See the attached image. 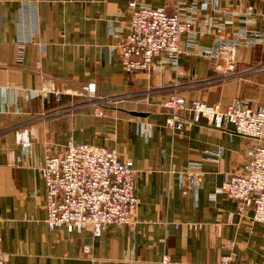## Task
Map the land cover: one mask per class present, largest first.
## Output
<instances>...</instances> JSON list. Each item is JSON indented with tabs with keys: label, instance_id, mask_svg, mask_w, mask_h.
Listing matches in <instances>:
<instances>
[{
	"label": "crops",
	"instance_id": "obj_1",
	"mask_svg": "<svg viewBox=\"0 0 264 264\" xmlns=\"http://www.w3.org/2000/svg\"><path fill=\"white\" fill-rule=\"evenodd\" d=\"M131 0H0V220L6 264H264V228L251 210L220 192L242 173L253 140L194 125L166 128L161 102L178 86L187 103L225 110L235 99L264 108V42L236 47L237 77L216 71L211 48L231 44L240 30L264 33V0H182L196 9L198 36L180 60L182 76L156 60L126 72L116 50L127 36ZM153 6L167 0H142ZM171 12V8H168ZM183 39L182 41H184ZM99 97L129 96L97 117L81 87ZM43 90H48L44 92ZM53 91L60 93L59 100ZM144 113L145 117L130 115ZM69 142L115 151L133 163L138 209L129 224L94 237L46 225L47 153ZM202 172L201 186L187 174ZM187 223L200 224L197 230ZM176 225L178 226L176 228ZM233 244L228 249V243Z\"/></svg>",
	"mask_w": 264,
	"mask_h": 264
},
{
	"label": "built area",
	"instance_id": "obj_2",
	"mask_svg": "<svg viewBox=\"0 0 264 264\" xmlns=\"http://www.w3.org/2000/svg\"><path fill=\"white\" fill-rule=\"evenodd\" d=\"M167 2L161 7H153L142 0L129 2L127 36L116 47L126 72L148 70L160 60L169 66L175 78L182 76L180 60L192 53L198 36L196 9L186 7L182 0ZM239 32L237 42L220 43L209 51L211 59L224 63V67L216 63V71L231 78L240 75L236 71V47L264 42V33L246 29ZM249 71L264 73V63ZM178 88L173 86L172 92L159 105L167 115L165 126L173 133L180 134L191 126L202 125L210 130L228 131L230 128L234 134L254 141L242 173L226 179L220 192L238 201L239 213L251 210L252 221L264 228V108L252 109L239 99L225 110L200 101L187 103L177 93ZM52 93L59 100L60 93ZM77 95L88 100L97 117L103 116L104 105L119 104L129 98L125 95L99 97L94 83L82 86ZM39 173L46 189V225L49 230L63 227L68 233L79 234L89 229L92 236L98 237L111 226L129 224L138 209L133 163L121 161L115 151L69 142L62 154H46ZM187 175L189 186L203 184L202 172ZM187 226L193 230L201 227L194 223H187ZM227 246L233 248L231 242ZM233 260L234 253L230 252L220 259L219 264H232ZM168 262V256H164L162 264ZM0 264H6L2 252L1 220Z\"/></svg>",
	"mask_w": 264,
	"mask_h": 264
},
{
	"label": "water",
	"instance_id": "obj_3",
	"mask_svg": "<svg viewBox=\"0 0 264 264\" xmlns=\"http://www.w3.org/2000/svg\"><path fill=\"white\" fill-rule=\"evenodd\" d=\"M130 115H132V116H138V117H145L146 114H144V113L130 112Z\"/></svg>",
	"mask_w": 264,
	"mask_h": 264
}]
</instances>
